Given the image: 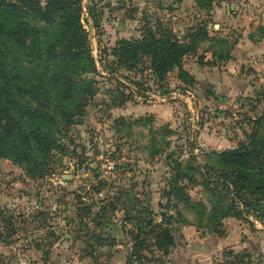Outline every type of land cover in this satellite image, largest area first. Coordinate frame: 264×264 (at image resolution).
<instances>
[{
  "label": "rangeland",
  "instance_id": "374dc122",
  "mask_svg": "<svg viewBox=\"0 0 264 264\" xmlns=\"http://www.w3.org/2000/svg\"><path fill=\"white\" fill-rule=\"evenodd\" d=\"M208 2L199 0L196 8L193 0H82L80 20L94 72L65 73L45 53L38 57L44 39H52L51 27L35 47L33 38L23 49L2 38L8 73L34 89L35 106L53 120L34 121L31 128L49 133L58 146L47 159L40 156L37 168L0 159V239L7 245L0 264L47 259L50 245L69 264H124L127 250H110L115 231L116 244L129 246L128 255L132 248L138 253L136 264H166L178 249L175 261L181 264H264V226L258 221L224 218L218 235L207 225L209 207L199 214L207 192L196 168L218 169L215 152L249 145L252 134L264 138L262 86L206 100L209 72L224 66L234 48L213 25ZM0 13V22L10 19ZM149 27L170 31L180 43L193 42L181 73L175 69L160 78L144 59L131 69L117 64L118 43L140 39ZM198 29L204 38L193 36ZM65 74L79 91L94 80L81 105L79 94L70 103L59 100L54 78ZM66 113L72 114L70 123ZM182 194L192 203L185 205ZM161 214L171 216L174 246L166 254L146 233L152 225L146 223L161 222ZM118 222L120 230L113 226ZM228 250L237 257H227Z\"/></svg>",
  "mask_w": 264,
  "mask_h": 264
},
{
  "label": "trees",
  "instance_id": "16d2710c",
  "mask_svg": "<svg viewBox=\"0 0 264 264\" xmlns=\"http://www.w3.org/2000/svg\"><path fill=\"white\" fill-rule=\"evenodd\" d=\"M81 2L82 0H46L45 4H41L40 0H0V12L4 11L10 18L0 22V47L3 45L2 38L6 37L20 49L24 48L29 38H33L35 47L48 35L47 27H51L54 31L52 39H44V48L36 51L38 57L43 59L45 53L44 59L58 61L66 67L65 73L72 70L76 72L77 69L83 73L94 72L87 34L80 20ZM196 3L199 5V0H196ZM206 5L211 7L210 2ZM30 16L31 21L36 22L25 19ZM196 32L193 34L195 38L205 37L204 32L199 29ZM190 42L180 43L170 31L159 30V27L152 30L149 27L144 30L140 39L120 41L113 54L117 64L128 69L144 59L149 63L151 71L161 78L175 69L182 72L181 59L192 48L193 42ZM1 53L0 49V159L9 158L12 163L37 168L35 165L40 156L47 159L50 151L58 145L49 133L42 130L39 132L38 128H31V125L37 120H53L47 112H43L38 105L35 106L34 103L38 104L39 100L33 94L34 89L26 88L23 82H20V76L8 73ZM63 76L65 79L61 76L54 78L55 84L60 85L56 88L59 100L70 103L77 100L76 94H79L78 104L81 105L85 95L91 94L94 80H87L83 85L84 90L79 91L74 88L77 85L74 78L68 77L67 74ZM25 97L29 99L25 100ZM65 116L67 123H70L72 114L66 113ZM261 120L264 121V114ZM250 139L249 145L241 143L238 148L215 152L214 155L219 159L218 169L206 165L196 168L207 192V206L199 203V214L204 216L206 208L209 207L207 225L213 227L211 231L216 234L221 221L228 217L244 221L251 218L264 226V138L260 142L257 135L252 134ZM182 174L181 170V177ZM177 176L178 170L175 179L170 183L175 184ZM172 189L174 191L175 188ZM181 197L185 205L192 203L191 198L184 194ZM169 219L171 216L161 214V222L153 223L151 220L146 223L152 224L146 233L154 240L155 247L164 254L174 246L171 229L167 226ZM114 225L117 227V224ZM120 225L119 222L118 226ZM113 233L110 239L112 247L115 244L116 231ZM130 251L126 264L137 260L138 253L133 248ZM226 255L229 258L237 257L231 250H228Z\"/></svg>",
  "mask_w": 264,
  "mask_h": 264
},
{
  "label": "crops",
  "instance_id": "0c3cea01",
  "mask_svg": "<svg viewBox=\"0 0 264 264\" xmlns=\"http://www.w3.org/2000/svg\"><path fill=\"white\" fill-rule=\"evenodd\" d=\"M223 1L217 0V3H214L211 0L213 25L224 31L222 34L224 39L229 41L228 43H231L234 48L226 54L224 66L223 64L221 67L217 65L211 73L209 72L208 90L207 93H204L206 100L211 99V96L219 99L220 95L218 94L220 93L229 97L230 92L241 90L250 92L256 90L257 85L262 86V88L264 85V0H236L238 4H235V0H230L225 8ZM193 4V7L197 8L196 0H193ZM225 24L232 25L230 33H228L229 27ZM233 34H235V38L232 37ZM216 68H219V70H216ZM219 100H216V102ZM118 224L117 229L120 230ZM1 240L0 255L7 250V245ZM52 246L50 245L49 249L53 257L50 254L47 259L34 258L33 262L17 258L16 262H12H14L13 264H69L66 263L65 259L59 258L58 253H52ZM123 248L127 250L126 256H124V264H126L129 246L115 243L110 250L112 254H115L116 249ZM178 251L173 259L171 257V260H167L166 264H181V261L179 263L175 261L176 257H181V249H178Z\"/></svg>",
  "mask_w": 264,
  "mask_h": 264
},
{
  "label": "built area",
  "instance_id": "2783aa9c",
  "mask_svg": "<svg viewBox=\"0 0 264 264\" xmlns=\"http://www.w3.org/2000/svg\"><path fill=\"white\" fill-rule=\"evenodd\" d=\"M132 264H136L135 262H132Z\"/></svg>",
  "mask_w": 264,
  "mask_h": 264
},
{
  "label": "water",
  "instance_id": "95a60500",
  "mask_svg": "<svg viewBox=\"0 0 264 264\" xmlns=\"http://www.w3.org/2000/svg\"><path fill=\"white\" fill-rule=\"evenodd\" d=\"M263 88H264V85H263Z\"/></svg>",
  "mask_w": 264,
  "mask_h": 264
}]
</instances>
